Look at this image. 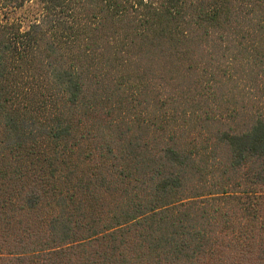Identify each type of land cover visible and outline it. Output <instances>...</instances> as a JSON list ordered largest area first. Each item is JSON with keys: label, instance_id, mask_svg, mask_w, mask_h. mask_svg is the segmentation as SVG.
<instances>
[{"label": "trees", "instance_id": "16d2710c", "mask_svg": "<svg viewBox=\"0 0 264 264\" xmlns=\"http://www.w3.org/2000/svg\"><path fill=\"white\" fill-rule=\"evenodd\" d=\"M33 1L0 19V264H197L220 237L264 264V0L0 16Z\"/></svg>", "mask_w": 264, "mask_h": 264}, {"label": "rangeland", "instance_id": "374dc122", "mask_svg": "<svg viewBox=\"0 0 264 264\" xmlns=\"http://www.w3.org/2000/svg\"><path fill=\"white\" fill-rule=\"evenodd\" d=\"M38 12H39V8L35 7V2L33 1L31 3H26L25 5L13 11L5 12L7 13L5 16L6 18H4L5 13L1 12L2 16H0V19L18 21L21 22L23 25H25L29 21L33 20L37 16ZM256 191H257V195L255 197L252 195L250 196V198H243V201L247 202L254 197L251 200V204L253 206L247 207L246 209L247 211H244L245 210L244 208H246V206H244L243 211L244 214L247 215V219H249L252 215L255 214L256 219L259 220L258 225H262L260 227L264 231V183L258 184L256 187ZM76 200L77 201L80 200L82 202V206H100L99 203L101 202V201L92 200L90 197H88L87 194L77 196ZM38 206H44V205L39 204ZM51 211L53 212L54 210L51 209ZM51 211L48 209L49 213ZM47 214L48 213L44 208H40L38 210V213L35 214V217H33L34 223H36L35 225L39 227H45ZM260 232L261 231H259V233ZM228 239H229L228 237H220L218 239L217 245L213 248L214 252L212 254H207L206 256L202 257L197 264H262L261 257H258L257 252L252 253V251L249 250L252 254L250 252L242 253L244 250L247 249L246 247L247 243H244L246 242L245 238H242L240 245H238L237 247L233 245V242H230L229 243L230 245L227 246ZM4 249H6L5 246H3L1 252H3Z\"/></svg>", "mask_w": 264, "mask_h": 264}]
</instances>
